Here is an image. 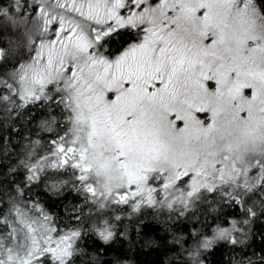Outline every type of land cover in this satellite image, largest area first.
Masks as SVG:
<instances>
[{"label":"snow or ice","instance_id":"obj_1","mask_svg":"<svg viewBox=\"0 0 264 264\" xmlns=\"http://www.w3.org/2000/svg\"><path fill=\"white\" fill-rule=\"evenodd\" d=\"M12 12L0 8L31 25L30 54L15 87L3 83L24 104L60 109L53 166L102 207L109 198L157 203L153 194L169 189L199 199L202 189L264 188L257 0H14ZM123 33L135 38L110 52ZM110 229L105 220L96 231L108 240ZM79 235L55 228L38 206H14L0 214V264H72Z\"/></svg>","mask_w":264,"mask_h":264},{"label":"trees","instance_id":"obj_2","mask_svg":"<svg viewBox=\"0 0 264 264\" xmlns=\"http://www.w3.org/2000/svg\"><path fill=\"white\" fill-rule=\"evenodd\" d=\"M257 3L264 7L262 0ZM13 7L14 0H0L9 16ZM28 27L0 16L5 52L0 59V214L9 215L14 206H38L55 227L79 231L72 264H264V188L259 185L202 189L199 199L166 204L161 198L137 209L109 199L102 207L101 200L76 187L70 172L53 166L51 141L65 129L60 109L24 104L3 83L15 87L13 73L29 58ZM134 38L123 33L109 45L110 52ZM52 116L56 122L47 123ZM229 191L231 196L225 194ZM105 220L111 225L108 240L96 231Z\"/></svg>","mask_w":264,"mask_h":264},{"label":"rangeland","instance_id":"obj_3","mask_svg":"<svg viewBox=\"0 0 264 264\" xmlns=\"http://www.w3.org/2000/svg\"><path fill=\"white\" fill-rule=\"evenodd\" d=\"M28 58H26V60H27ZM25 60V61H26ZM40 101H36V102H34V103H29V106H34L36 103H39ZM41 103V102H40ZM42 105H44V103H42ZM75 185H76V187L77 188H81V189H83L82 187H81V185H80V183L79 182H76L75 183ZM184 191H187V187L185 186L184 187ZM153 197H154V200H156V201H160V199H161V203H163V202H166V204H171V203H173V202H185L186 200H188V197L187 196H182V194H181V192L180 191H177L176 189H169L168 190V192H160V194L159 195H156L155 193L153 194ZM110 200H111V202H112V198H109ZM108 199V200H109ZM141 199H143V202L142 203H139V206L140 205H142V204H148V205H152V204H149V203H147V199H146V196L144 197V198H141V197H137L136 198V200H132V199H129V204L133 207V204H136V203H138L139 201H141ZM118 204V203H117ZM119 204H122V205H125L126 203H119ZM138 206V207H139ZM134 208V207H133ZM135 209V208H134ZM136 209H137V207H136ZM55 227V226H54ZM55 228H57V227H55ZM57 229H59V230H61L62 232H64V233H68V232H71L72 230H69V229H66V228H64V227H61V228H57ZM53 235H55V234H53Z\"/></svg>","mask_w":264,"mask_h":264}]
</instances>
